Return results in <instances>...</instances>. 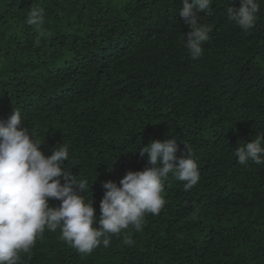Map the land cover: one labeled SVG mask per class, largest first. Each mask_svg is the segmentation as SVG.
I'll list each match as a JSON object with an SVG mask.
<instances>
[{"label": "trees", "instance_id": "obj_1", "mask_svg": "<svg viewBox=\"0 0 264 264\" xmlns=\"http://www.w3.org/2000/svg\"><path fill=\"white\" fill-rule=\"evenodd\" d=\"M259 3L249 32L227 14L241 0L198 12L212 32L194 59L182 0H0V120L19 110L46 156L68 145L64 166L88 180L81 195L97 217L102 182L151 167L139 150L153 139L176 138L178 158L187 144L200 171L189 191L172 173L164 178L166 203L141 231L107 234L108 247L81 254L60 228H45L18 264H264V164L235 156L264 135ZM34 4L44 9L40 30L27 24Z\"/></svg>", "mask_w": 264, "mask_h": 264}, {"label": "clouds", "instance_id": "obj_2", "mask_svg": "<svg viewBox=\"0 0 264 264\" xmlns=\"http://www.w3.org/2000/svg\"><path fill=\"white\" fill-rule=\"evenodd\" d=\"M182 3L179 14L190 27L182 37L184 46L192 58H199L212 27L202 23L197 14L202 10L208 13L212 0ZM259 11V0H241L238 8H227L228 17L244 32L255 26ZM27 24L40 30L45 24L44 9L34 4L27 14ZM22 124L16 108L6 122L0 120V264H18L20 254L30 252L45 228H60V239L81 254H91L101 242L108 247L107 234H120L130 226L139 232L147 213L159 215L166 203L163 180L169 173L184 182L185 191L200 180L198 163L187 144L186 155L178 158L176 138L153 139L139 150L141 157L147 154L151 167L129 170L119 184L113 180L102 182L105 192L97 217L94 200L86 202L85 195H81L87 191L88 180L78 178L64 166L69 146L60 144L46 156L40 147L43 143ZM235 156L241 165L249 161L264 164V135L257 134L251 142L239 144ZM50 198L61 201L60 205L50 206ZM198 212L194 209L191 218L196 219ZM97 223L99 227L94 226ZM123 243L132 246L134 240L125 235Z\"/></svg>", "mask_w": 264, "mask_h": 264}]
</instances>
